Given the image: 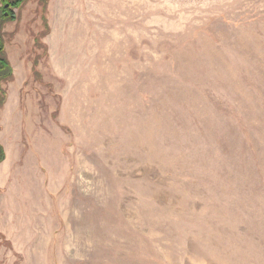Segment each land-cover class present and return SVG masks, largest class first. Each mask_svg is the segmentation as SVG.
Returning a JSON list of instances; mask_svg holds the SVG:
<instances>
[{"label": "rangeland", "instance_id": "obj_1", "mask_svg": "<svg viewBox=\"0 0 264 264\" xmlns=\"http://www.w3.org/2000/svg\"><path fill=\"white\" fill-rule=\"evenodd\" d=\"M13 12L0 264H264V0Z\"/></svg>", "mask_w": 264, "mask_h": 264}, {"label": "trees", "instance_id": "obj_2", "mask_svg": "<svg viewBox=\"0 0 264 264\" xmlns=\"http://www.w3.org/2000/svg\"><path fill=\"white\" fill-rule=\"evenodd\" d=\"M0 21L15 19L13 9L18 8L23 0H0ZM8 5L5 7V5ZM5 13L7 16H5ZM11 69L8 61L3 54V46L0 36V106L5 103L4 91L1 88V83L11 79ZM5 159L3 148L0 145V163Z\"/></svg>", "mask_w": 264, "mask_h": 264}, {"label": "crops", "instance_id": "obj_3", "mask_svg": "<svg viewBox=\"0 0 264 264\" xmlns=\"http://www.w3.org/2000/svg\"><path fill=\"white\" fill-rule=\"evenodd\" d=\"M0 3H1V1H0ZM9 61H10V63H11V65H12V67H13V69H14V71H15V76L17 75V77H15L16 79H18L19 78V73H21L20 72V70H21V68L22 67H25V61H21V60H15V59H13V58H9ZM14 61V62H13ZM30 69V68H29ZM17 72H19L18 74H17ZM30 73H31V71H30ZM15 79V80H16ZM13 102V101H12ZM10 109H12V107H11V102H10V96H9V98L6 100V102H5V105H4V109L1 111V114L3 115L4 113H6L8 110H10ZM0 122H2V119H1V121ZM1 141V145H3L4 146V149L6 148V142L4 143V142H2V139L0 140ZM7 159V158H6ZM6 159H4V160H6ZM1 164L2 163H0V186H2L4 183H5V179H4V177L6 176V174L8 173V172H6V170H4L3 168H2V166H1Z\"/></svg>", "mask_w": 264, "mask_h": 264}, {"label": "water", "instance_id": "obj_4", "mask_svg": "<svg viewBox=\"0 0 264 264\" xmlns=\"http://www.w3.org/2000/svg\"><path fill=\"white\" fill-rule=\"evenodd\" d=\"M7 6H8V5L6 4L5 7H7ZM5 15H7V14H5Z\"/></svg>", "mask_w": 264, "mask_h": 264}]
</instances>
